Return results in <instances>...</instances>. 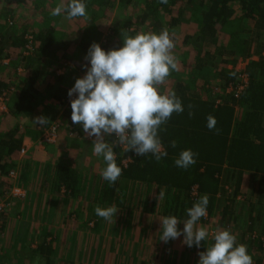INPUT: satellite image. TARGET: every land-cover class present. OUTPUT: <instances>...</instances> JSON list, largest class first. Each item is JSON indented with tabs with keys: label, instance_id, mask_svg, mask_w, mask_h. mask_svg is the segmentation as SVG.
<instances>
[{
	"label": "trees",
	"instance_id": "1",
	"mask_svg": "<svg viewBox=\"0 0 264 264\" xmlns=\"http://www.w3.org/2000/svg\"><path fill=\"white\" fill-rule=\"evenodd\" d=\"M2 1L4 4L0 6V62L3 59L15 61L14 73L21 68L23 72L26 71L27 76L23 79L17 97H13L16 88L6 87L3 83H0V92L6 91L9 97L8 115H22L23 120L24 110L32 106L34 84L40 68L54 56L55 50L60 45H66V42L64 32L54 30L47 21H42L44 27L41 23L39 26L34 24L33 27L26 22L15 21L14 12L19 6L16 3L18 0ZM29 1L33 2V13L44 14L55 7L53 5L61 3V0H53L49 5L48 0ZM116 1L84 0L87 12H91V15L88 19H74L87 20L82 36L77 40L79 52L87 54L92 43H102L100 21L92 11L91 4L97 8L96 12L106 11L112 8ZM131 1L124 0L126 4H131ZM139 3L143 4L141 14L135 20H132V17L126 19L123 33L134 36L136 31L151 27L153 33L157 34L167 29L171 36L172 31L181 24H196L197 30L193 34L182 32L179 35L181 44L192 52L195 51L197 55L193 68L187 73L190 76L188 82L180 78L179 75L182 74H178L176 70H172L167 78L173 80L171 92H175L184 106V112L173 113L167 124L162 126L164 130L159 132L168 155L159 162L151 154L138 156L134 151H126V146L122 148L116 137L110 136V146L115 153L117 165L122 169V175L120 180L118 179L119 184L116 182L114 186H110L101 178L103 183L98 195V205H115L121 210L136 209L141 205V211L145 214L157 213L162 218L174 215L182 224L188 219L186 210L196 202L189 197L192 188L198 187L199 198L204 194L208 195L209 212L214 211L216 206L218 210L222 199L230 197L227 202H222L225 205L220 210L219 223L222 229L231 228L233 233L238 227L234 226V220H242V232L238 230L240 244L248 243L247 249L253 258V264H264V0H168L166 4H161L159 0H140ZM133 27L135 29H132ZM112 32L108 41L114 37L119 39V43L112 46L118 49L123 46L122 32ZM221 36L228 39V48L218 45ZM18 50L20 51L16 59L17 57L13 56ZM252 57H256L257 61H252ZM238 61H249L244 72L242 71L247 74L248 82L236 98L227 93V88L239 81V72L234 70ZM88 66L90 67V64ZM22 73L18 72V75ZM198 79L204 80L201 81L203 83L200 88L195 86ZM209 79L218 80L216 85L219 89L216 93L213 91L217 86L211 84ZM74 84L75 80L62 94L56 96L57 110L54 115L52 113L53 122L60 117L58 105L61 102H66L70 108L64 117L71 118L68 91ZM211 85L214 87L211 88ZM189 105L192 106L191 109ZM190 110L194 113L191 117L188 114ZM208 115L214 116L217 121L213 130L206 126ZM52 123L39 124L37 139L41 137L40 130L50 127ZM72 126L78 128L76 124L72 123ZM18 131V126H14L0 136V187L7 182L5 186H8V191L13 185L20 188L17 184L20 175H33L29 168L21 172L17 167L16 159L22 146V137L18 135ZM173 140L177 142L175 148L171 146ZM187 149L198 155L195 157L196 163L184 170L175 166L174 161L182 150ZM124 161L128 162L123 163ZM104 166L106 167V164ZM11 171L17 174L15 181L2 178L7 177ZM245 173L251 176L253 190L250 199L255 198L254 201H243L244 195L238 197V188ZM81 179L82 176L72 167H64L57 172L55 181L46 189L48 191L51 188V191L57 193L64 190L70 200L75 202L81 193ZM229 186L233 189V194L224 190ZM161 190L165 195L163 199L158 200ZM223 191L226 196L221 194L216 199V195ZM143 195L145 197L141 202ZM27 198L26 191L24 200L27 201ZM235 199L239 205L244 206L240 215H236L234 211ZM0 220H3L2 224H6V215L0 214ZM16 221H20L19 214Z\"/></svg>",
	"mask_w": 264,
	"mask_h": 264
},
{
	"label": "crops",
	"instance_id": "2",
	"mask_svg": "<svg viewBox=\"0 0 264 264\" xmlns=\"http://www.w3.org/2000/svg\"><path fill=\"white\" fill-rule=\"evenodd\" d=\"M52 1L48 0L47 5ZM118 2L126 4L124 0H117L112 7L113 9ZM132 2L133 0L131 1V6L134 5ZM139 2L140 0H137L136 7H141L142 11L143 4ZM91 7L96 8L92 4ZM53 9L54 7L48 13L43 14L40 20L36 22L28 20L27 23L33 27H35L34 24L39 26L41 23L44 27L43 23L45 21L49 22V26L54 30L64 32L66 45H60L55 50L54 56L40 68V73L34 84L32 106L27 107L23 112L25 121L24 119L22 120V115L21 117H13L9 113V115H6V121L10 119L13 124L8 126V122H5L0 117V136L5 134L9 128L18 126V135L22 137L21 148L27 147V152L23 158L18 156L16 164L21 169V172L29 168V171L33 173L30 176L24 175V177L20 175L17 184L24 191H27L28 198L27 201H14L12 203L13 209L15 208L18 212L22 207L23 214L41 215V225L36 228H30L29 224L17 222V224L15 223L16 225L11 224L7 228L8 222L2 224L3 220H0V264H160V259H162L161 250L165 251L163 257L167 255H170V258L172 257L169 261L170 263L182 262L181 257L183 256L184 260L189 255V252L191 254L194 250L191 249L188 252L186 247L182 249L176 248L175 245H168V243L166 244V242L160 240L162 231L159 219H162V217L157 213L153 215L151 213L145 214L141 211L140 205L136 209H119L116 217L114 216L111 222L105 221L95 214V208L99 206L98 195L103 183L101 171L105 167V162L102 156L93 154L94 137H88L81 125H78V128H73L72 122L65 118L60 129L58 141L46 148L38 146V142L41 139V137L37 139V136H39L37 134L39 124L33 123L32 120L38 116H44L48 118L47 124L49 122L52 123L53 115L57 110L55 107L57 103L55 102L56 96L62 94L64 89L72 84L74 80L76 81L77 78L83 77L79 70L86 73V68L82 67L80 62L76 60L79 59L77 57L79 53L82 57L84 55L77 49V40L81 38L87 23L86 19L90 15L85 20H67L64 15L52 16L51 12ZM109 9L97 11V13L104 14ZM96 16L98 17L97 14ZM128 17L131 16H122L120 19L123 20L125 18L124 21L126 22ZM135 18H132V20H135ZM42 21L44 22L42 23ZM196 26V24H181L177 28L186 31L184 34L191 35L197 30ZM148 29L144 28L142 31H136V34L145 31L153 33L151 27ZM118 40L115 37L112 38L111 45L116 46L120 41ZM105 50L108 51L109 48L107 47ZM174 56L178 61V56ZM69 58L73 59L71 63L68 62ZM252 59V61H257L256 57H252ZM8 60L3 59L0 62V83H3L6 87L13 86L16 88L13 95L15 98L18 96L23 79L27 74L26 71L23 72V69L21 75H18V72L14 73L15 62L10 61V64L6 65ZM176 72L181 74V70ZM214 82H216V85L217 80L214 79ZM171 90L172 86L168 92L164 91L163 93H170ZM66 105V102H61L58 105L59 114L60 109ZM7 109H9V102H7ZM109 137L106 135L104 140L111 145L112 142ZM20 163L22 164L20 165ZM64 167H72L82 176L79 186L81 193L75 202L70 200L64 190L57 193L53 190L51 191V188L48 191L46 189L50 183L55 181L57 172H60ZM244 176L251 177L246 173L242 175V178ZM119 180L117 185L120 182ZM240 187L241 185L238 188V197L243 196ZM251 188L253 190L252 185ZM132 189L134 190L135 186ZM221 194L226 196L225 191L219 192L216 195V199ZM228 194H233V192ZM143 197L145 196H142L141 202L144 200ZM227 198H223L222 202L224 200L227 202ZM235 201L234 208L236 205L239 206V202L236 199ZM222 202H220L218 210L217 206L212 212L207 210L209 220L205 224L197 222L196 227L203 226L209 232L208 238L202 244V248L205 250L213 243V239L210 240L211 242L208 241L210 236L214 235L211 232L217 230V212L225 207ZM15 205L17 206L15 207ZM100 207L107 208L105 205H100ZM219 213L221 212L219 211ZM79 223L80 226H78ZM233 224L238 226L237 231L233 233L242 232V220L236 219ZM14 229L17 233L14 232ZM18 231H22L21 237L17 236ZM69 231L73 233H70L67 238L65 235ZM237 241L240 244V240L238 239ZM161 242H163L164 246ZM247 244L245 245L247 246ZM254 247L256 248L257 246ZM198 252H200V249H198ZM188 261L186 264H189Z\"/></svg>",
	"mask_w": 264,
	"mask_h": 264
},
{
	"label": "clouds",
	"instance_id": "3",
	"mask_svg": "<svg viewBox=\"0 0 264 264\" xmlns=\"http://www.w3.org/2000/svg\"><path fill=\"white\" fill-rule=\"evenodd\" d=\"M166 4L168 0H159ZM67 20L87 17V5L84 0H61L51 12L52 16H61ZM123 46L105 51L98 43H92L85 56L88 65L82 78H77L69 89L71 98V121L81 125L84 133L93 139V154L102 156L106 167L101 178L114 186L122 175V169L116 163L112 146L104 137L115 136L126 151H134L138 156L151 154L157 162L168 155L164 149L159 132L164 130L172 114L184 112V106L175 92L162 93L160 86L177 68L173 54L175 43L169 31L163 29L157 33H137L129 36L122 32ZM18 72H21L19 69ZM192 106L189 105V109ZM189 117L194 115L190 110ZM207 128L215 129L216 119L208 115ZM43 125L48 118L38 116L32 120ZM175 148L177 142L171 141ZM198 154L191 149L182 150L174 161L175 166L187 170L196 163ZM165 193L160 191L158 200ZM209 197L202 195L192 207L188 208V219L183 229H178L180 220L174 216H165L161 221L160 240L168 242L183 235V244L189 248L200 247L209 232L197 222L207 215ZM117 206L107 208L97 206L95 214L111 222L118 212ZM213 243L207 250L199 253L198 264H253L247 246L237 243V237L226 229H217L212 237Z\"/></svg>",
	"mask_w": 264,
	"mask_h": 264
},
{
	"label": "rangeland",
	"instance_id": "4",
	"mask_svg": "<svg viewBox=\"0 0 264 264\" xmlns=\"http://www.w3.org/2000/svg\"><path fill=\"white\" fill-rule=\"evenodd\" d=\"M2 3H3V1L0 0V6H2ZM16 3L19 4V6L17 7V9L15 8V12H14L16 14L15 15V21L19 20L21 22H26L27 23L28 20H31V21L36 22V21L40 20L42 18V15L44 14V13H42V14L41 13L33 14V2L32 1H29V0H18V2H16ZM136 3H137V0H135V1L133 0L132 4H134V5L131 6L130 4L128 5V4H122V3L118 2L116 4L117 6L114 9L113 8L109 9L104 14H102L100 12L97 13L95 11L96 8L94 9V8L91 7L93 9L92 11L98 15V18H99V21H100L99 32L102 34V43L100 42L99 45L102 48H104V50L107 47L109 48V50L114 49L112 47L111 43H109V42H112V41L111 40L108 41L109 35L112 32L111 30H114V31L118 30V33H121L122 29H125L124 28V24L126 23L124 21L125 18L123 20L120 19V18L122 16L124 17V16H128V15H130L132 18H135L137 15L140 14L141 7H139V6L136 7L137 6ZM88 15H91V12H87V17H88ZM132 29H135V28L133 27ZM182 32L184 33L186 31H184L182 29H179V28H175L172 31V33H171L172 35L170 37L171 38L174 37V39L172 38L174 43H175V48L173 49V54L179 56V59L177 61V68L175 70L176 71L177 70H181V74L182 73L183 74H182V76L179 75V77L180 78L181 77L184 78L185 81L188 82L190 80V76L187 73H190L189 71H191V69L193 68L192 65H194V63H195L194 60H195V57H196L197 54L195 53V51L192 52V50L190 48H187V47H185V46H183L181 44L182 43V39H181L179 34L182 33ZM140 33H147V32H140ZM227 41H228V39L226 37L221 36V38L219 39L218 45L228 48ZM189 49L191 51H189ZM20 50H18L16 53H14V56H13L14 58L17 57L16 59H18V52ZM67 56H69V55H67ZM85 56H86L85 53H84L83 57L81 56L80 53H79V56H77L79 59H76V60L80 62L81 66L89 65V62L84 59ZM71 60H73V59L69 58L68 62L71 63ZM252 60H254V59H252ZM249 61H243V62L242 61H238L237 64L234 66V70L239 72V73H241L242 71H244L246 69L247 64H248ZM9 64H10V61L8 60L6 62V65H9ZM228 68H231V66H228ZM19 69L22 71L21 68H19ZM184 72H186V73H184ZM79 73H81L82 76L85 75V73L82 72L81 70H79ZM201 81H203V80L198 79V81L196 82L195 86H197V88L201 87V84L203 83ZM209 82L211 84H213L214 86H217V88L213 91L214 93H216L218 91V89H219L218 85H215L216 82H214V80H212V79H209ZM217 82H218V80H217ZM171 83L174 84L173 80H171V79L167 80L163 85L160 86V91L161 92H164V91L168 92L170 90L171 86H173ZM213 85H211L210 87L211 88L214 87ZM74 96H75V94H74ZM69 109L70 108H69L68 105H66L65 107H62L60 109L61 111H60L59 116H60V124L61 125H62L64 119L66 118V117H64V114ZM0 117L5 122H8V126L13 124V121L10 120V119H8L6 121V119H7L6 116H3V115L0 114ZM67 119L69 120V118H67ZM38 146L41 147V148H46L47 146H51V145H46V144H44L42 142V140H40L38 142ZM250 182L251 181H250V177L249 176H244L242 178V183H241V187H240L241 189L240 190H241V192L244 195L243 196V199H244L243 201H254L255 200V198L250 199V192H251V189H252ZM6 183L7 182H5V184ZM5 184H3L0 187V191H1L0 204L4 203V205H7V206H6V208L4 209V211L2 213L0 212V214H5L6 215L7 220L5 222H8L7 223V228H9L11 226V224H15V223L17 224V221H16L17 214H19V217H20V221H19L20 224H29L30 228L39 227L41 225L40 224V221H41L40 220V216L41 215L34 216V215H30V214H23L22 209H21L22 207L20 208V210H18V212L15 210V208L13 209V205H12L13 202H11V200H10L11 198L7 194L9 188H8V186H5ZM229 189H230V192H233V189H231L230 186H229ZM242 209H244L243 204H241L239 206L236 205L235 208H234L236 215L242 214ZM219 211L217 212V229H222L223 227H221V224L219 223V219H220ZM159 220H162V219H159ZM26 222H28V223H26ZM78 226H80V223H79ZM183 227H184L183 223L182 224L181 223L178 224V229L181 228L180 230H182ZM231 230L232 229L230 228L229 231L231 232ZM14 232L17 233L15 231V229H14ZM21 233H22V231H18L17 236L19 237ZM70 233H73V232L72 231L71 232L70 231L67 232L65 237L68 238ZM233 234L237 238L240 237L239 233L238 234L233 233ZM212 237L209 238L208 242H211L210 240L212 239ZM183 239H184V237H183V235H181L179 238H177L175 240H169L168 242H166V244L168 243V245H173V246L175 245L176 248L179 247V248L182 249L183 247H186V249H188V252L191 251V249L194 250L193 253H191V254L189 252V255L187 257H185L184 260H183V256H182L181 257L182 258L181 259L182 262H180V263L177 262L176 264H186L187 260H189L188 261L189 264H198V261H199V258H200L199 257V253L206 251L204 248H202V244H203L204 241L201 242L200 247H196L194 245L193 247L189 248L187 245L182 243ZM161 243L164 246L163 242H161ZM165 249H166V247H165ZM198 249H200V252H198ZM161 253H162V256H161L162 259H160V264H164V262H168V263H165V264H172V263L169 262L172 259V257L170 258V255H167V256L163 257L165 255V251L164 250L163 251L161 250Z\"/></svg>",
	"mask_w": 264,
	"mask_h": 264
},
{
	"label": "built area",
	"instance_id": "5",
	"mask_svg": "<svg viewBox=\"0 0 264 264\" xmlns=\"http://www.w3.org/2000/svg\"><path fill=\"white\" fill-rule=\"evenodd\" d=\"M244 72V71H243ZM239 73L237 75L239 81L237 84L235 85H231L227 88V93L233 94L234 97H238L241 92L245 89V87L247 86V82H248V76L246 73ZM76 95L71 98H69V102H71V99H75ZM9 97H7V93L6 91H1L0 92V114L3 116H6L8 114V109H7V102H8ZM70 122L71 118H69ZM61 124H60V117L55 120L53 122V124L45 129H41V139L42 142L46 145H54L57 141H58V137L60 135V129H61ZM122 148H125L124 145H120ZM27 152V148L26 147H22L18 156L23 158L24 155ZM128 161H124L123 163H126ZM16 176L17 174L15 172H9L7 177H2L4 179H10V180H16ZM224 190L227 191V193H230V189L229 187H226ZM9 195V197L11 198V202L14 201H21L25 199L26 196V191H24L23 189L17 188V186L13 185L12 189L10 191H8L7 193ZM189 197L192 201H197L199 198V191H198V187H194L191 189L190 193H189ZM219 197V196H218ZM5 206V207H4ZM7 205H4V203L0 204V212L2 213L4 211V209L6 208ZM209 220V214L207 212V215L205 217H202L200 219V223H206ZM212 235L215 232H211Z\"/></svg>",
	"mask_w": 264,
	"mask_h": 264
}]
</instances>
